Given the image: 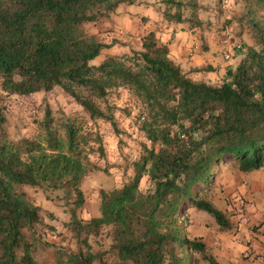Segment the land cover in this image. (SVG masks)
Here are the masks:
<instances>
[{
    "label": "trees",
    "instance_id": "1",
    "mask_svg": "<svg viewBox=\"0 0 264 264\" xmlns=\"http://www.w3.org/2000/svg\"><path fill=\"white\" fill-rule=\"evenodd\" d=\"M136 1L0 0V85L7 95L58 86L90 119L112 122L101 101L112 89L125 88L143 108L139 129L148 142L134 162L133 176L120 187L100 190V214L83 220L81 185L93 165L91 137L82 133V122L54 116L46 104L35 135L10 139L0 94V264H47L33 254L37 239L31 230L41 216L25 186L60 195L69 214L66 229L81 245L77 252L59 251L52 264L100 261L103 253H94L88 240L104 228L118 264H193L192 252L207 264H237L217 262L200 238L182 232L179 219L194 207L229 229L226 215L203 195L205 185L227 160L243 172L264 167V0H244L238 22L253 44L240 46L243 57L226 69L219 84L192 78L154 31L141 37L138 50L91 64L113 43L87 33L84 24ZM162 2L164 18L175 24L183 21L185 6H196L195 0ZM143 176L149 180L145 190Z\"/></svg>",
    "mask_w": 264,
    "mask_h": 264
},
{
    "label": "rangeland",
    "instance_id": "2",
    "mask_svg": "<svg viewBox=\"0 0 264 264\" xmlns=\"http://www.w3.org/2000/svg\"><path fill=\"white\" fill-rule=\"evenodd\" d=\"M195 1L194 8H183L184 19L179 25L183 28L195 27L203 38L210 35L215 40L218 37L226 39L222 42L225 47L230 45L231 50L224 47L225 50L219 54L222 61L227 62V68L235 66L245 52L240 46L253 44L249 32L238 22L244 10V0H229L227 6L223 0ZM164 9L162 0H137L133 4H120L107 18L84 24L87 33L94 34L102 42L113 43L111 51L103 50L91 64H98L109 55L129 54L132 48L138 50L136 47H140L138 37L142 26L151 22L155 29L164 30ZM261 14H264V9ZM122 17H126L130 26L127 30L121 22ZM226 54H230V57L226 58ZM206 66L210 67H202ZM194 75H197L196 79H208L214 84L224 79L222 75L214 73L212 67ZM23 96V104L8 96L3 97L7 117L5 127L10 139L35 135L36 121L43 117L46 104H49L54 116L65 114L82 122V133L91 137L87 145L90 150H87L93 167L82 181L85 203L78 214L83 220L98 216L100 190L120 187L128 181L135 172L134 162L141 156L143 146L148 144L139 129L138 118L143 112L140 102L125 88L112 89L105 101H101V106H106L113 116L110 122L102 118L90 119L84 109L58 86L45 93ZM148 186L149 180L143 176L140 188L145 190ZM23 189L28 199L40 208L41 222L31 230L37 239L34 256L43 263L52 264L61 254L59 251L77 252L81 245L66 229L69 214L60 195L39 187L25 186ZM202 193L226 215L231 227L224 229L205 211L189 207L179 219L182 232L188 238H200L207 246V253L215 260L220 258L229 262L236 257L247 260L252 255L249 246L255 237H251L252 233L264 235V167L243 172L227 160L218 166ZM26 235L29 238L30 232L27 231ZM88 243L94 253L104 255L102 259L105 261L101 259L95 264H118L115 253L109 250L111 236L108 228L102 229L97 236L89 237ZM192 258L193 264H207L196 252H192Z\"/></svg>",
    "mask_w": 264,
    "mask_h": 264
},
{
    "label": "crops",
    "instance_id": "3",
    "mask_svg": "<svg viewBox=\"0 0 264 264\" xmlns=\"http://www.w3.org/2000/svg\"><path fill=\"white\" fill-rule=\"evenodd\" d=\"M121 22L124 23V26H126L125 30L129 29L130 26L127 25L126 17H122ZM164 26L165 31H160L159 29H155L154 24L148 22L147 25L142 26L143 29L140 31L138 40H141V37L147 32L155 31L157 39L167 44L169 48V56L177 64H179L185 72H188L192 78L196 79L197 75L194 74L203 72L205 70L191 71V69L195 67L199 68L203 65H210L214 73L222 75L223 78L225 77L228 64L227 62L222 61V56L219 54V52L224 51L225 48L231 50L230 45H227L225 47V44L222 42L226 39H223V37H218L217 40H215L216 38L214 39L210 35H207L203 38L198 34L199 31L195 27L183 28L179 24L168 21H166V24H164ZM132 39L135 40L136 38ZM199 42L201 45L199 44ZM202 43H204V46H202ZM111 48L112 47L104 50L111 51ZM136 48L138 49L140 47L137 46ZM122 51L125 52L124 49ZM108 53L111 54V52ZM236 59L237 58H232L231 60L236 61ZM262 230L263 228L261 229V231ZM254 235L255 237L252 238L249 245L251 247L250 252H252V255L247 260H242L239 257H236L230 259L229 262L237 264H264V235L252 233L251 237ZM216 260L219 263H224L226 261L220 258H216Z\"/></svg>",
    "mask_w": 264,
    "mask_h": 264
},
{
    "label": "built area",
    "instance_id": "4",
    "mask_svg": "<svg viewBox=\"0 0 264 264\" xmlns=\"http://www.w3.org/2000/svg\"><path fill=\"white\" fill-rule=\"evenodd\" d=\"M228 2H229V0H223V3L225 6H227ZM225 57L229 58L230 54H226ZM0 94H2L4 96H8L9 99L16 100V102H18L20 104H23V102H24V96L23 95H16V94L7 95L6 92L3 91L1 85H0ZM8 102H10V100Z\"/></svg>",
    "mask_w": 264,
    "mask_h": 264
}]
</instances>
